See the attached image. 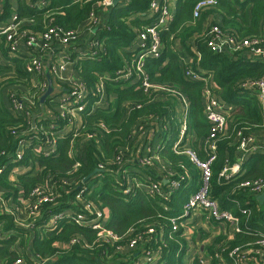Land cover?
Segmentation results:
<instances>
[{
  "label": "built area",
  "instance_id": "built-area-1",
  "mask_svg": "<svg viewBox=\"0 0 264 264\" xmlns=\"http://www.w3.org/2000/svg\"><path fill=\"white\" fill-rule=\"evenodd\" d=\"M73 1L91 2L88 18L78 27L66 29L49 19L50 22H46L43 29L35 30L26 26L34 24V20L21 17L16 7L12 8L16 10L7 19H3L4 5L8 0H0V62L5 53L10 59L23 57L24 54L23 67L31 82L30 85L22 84L24 88H10L6 92L12 113L17 118L23 116L24 126L12 130V135L16 138L14 149H5L0 153L6 157L0 164V179L6 172L8 181L17 185L21 175L39 178L37 184L27 192L20 188L17 193L7 195V190H0V215L12 216L14 224L21 229L35 228L39 232L60 229L64 223L88 227L98 235L96 241L103 240L114 245L123 237L107 226L109 216L103 201L91 197L99 189L102 176L108 174L114 178L124 201L126 196L141 192L167 202L178 190L191 183L195 188L182 212L168 217L170 229L162 224H148L145 232L138 233L126 244L119 245L121 256L131 255L130 264L157 263L163 259V254L159 248H152V244H164L167 237L172 238L178 232L186 241L192 239L191 231L196 229L193 227L196 224L193 223L194 219L205 216L213 223L229 224L230 228L233 227L232 231L229 232L228 228V231L223 232L227 242L233 241L237 235H251L254 239L245 243V249L242 246L232 247L229 242L228 245L216 243L214 252L207 251V257H194L200 264H224V253L234 264H264V219L250 224L252 209L242 207L240 199L231 198V203L239 210V214H236L232 209L222 208L220 202L211 196L213 163L217 158L218 142L229 138L230 130L237 132L236 161L232 163L227 159L219 174L220 182L227 184L246 173V161L253 155L264 154V133L245 136L242 128L233 127L229 121L232 106L216 91L217 88L207 72L194 69L192 59L189 61L187 57L181 58L185 65V76L193 81L204 82L203 114L209 123V131L200 143V152L204 155L201 158L198 150L189 145L195 135L190 123L191 103L188 97L168 84L152 81L147 73L146 60L160 59L163 55L164 44L160 33L169 29L178 0H149V9L144 16L151 18L152 23L143 26L131 44L124 47L130 52L131 59L125 61V65L117 70L114 78L107 72L98 73L93 88H89L78 76L81 62L100 60L105 55L106 38L102 34L106 28L105 18L114 8L127 5L129 0H118L116 5L115 0ZM25 2L36 11L44 10L49 5L48 0ZM218 3L219 0H198L193 8V19H199L206 10L216 7ZM209 33L211 38L207 44L212 50L241 53L247 59L264 61V23L256 38L227 32L219 25H212ZM194 52L200 56L198 51ZM9 65L15 67L12 60ZM48 74L53 78V90L46 100L41 101L48 89ZM113 81H125L127 84H123V88L134 87L146 94H169L173 101L169 105V118L151 116L143 119L133 127L128 140L118 144L108 154L102 142L113 128L103 119L86 126L84 116H93L99 110L110 108H120L124 114H128L132 109L143 106L130 101L118 103L115 94L108 95L106 85ZM241 87L254 93L264 117V76L258 80L244 81ZM155 98L164 97L157 95ZM38 101L41 106L37 108ZM61 140H69L68 156L75 161L74 169L82 164L78 157L82 149L86 145L95 148L96 157L99 159L95 169L101 172L87 181L86 177L77 179L71 171L57 179L45 172L40 167L38 158L57 157ZM167 146L174 153L187 156L198 172L195 183H192L193 178L191 179V174L184 166H181L183 171L177 170L161 156V151ZM236 188L260 204L257 197L264 192V175L243 179ZM248 203L249 200L246 205ZM163 209L169 210L166 204ZM41 221L42 227L37 228V222ZM199 226L202 232V224ZM132 232L133 229L128 233ZM79 243L81 239L74 236L57 247L67 250ZM29 244L32 246L31 241ZM31 246L25 250V254L17 256L13 264H27V261H30L29 264H50L56 261L57 254L41 257ZM85 247L91 248L92 245L86 244Z\"/></svg>",
  "mask_w": 264,
  "mask_h": 264
},
{
  "label": "trees",
  "instance_id": "trees-1",
  "mask_svg": "<svg viewBox=\"0 0 264 264\" xmlns=\"http://www.w3.org/2000/svg\"><path fill=\"white\" fill-rule=\"evenodd\" d=\"M197 1H177L175 16L169 29L162 30L160 33L164 44L163 55L160 59H147L146 69L152 81L168 84L188 97L191 103L190 123L195 135V139L190 141L189 145L196 151L198 150L201 158H204L200 152V143L209 131V123L203 114L204 82L193 81L185 76V65L181 58L191 57L194 69L204 70L207 76L212 77L216 91L232 106L229 121L233 127L242 128L245 136L262 135L264 117L260 105L254 93L241 89V84L244 81L261 79L264 76V61L247 59L241 53L217 52L212 50L207 43L211 38L209 31L212 25H219L223 30L237 33L242 37L256 38L260 35L261 26L264 23V0H219L216 7L206 10L199 19H193V8ZM48 2L49 5L44 10L36 11L30 8L25 0H19L18 11L21 17L34 20V24H27V27L40 30L51 19L54 24L66 29L76 28L88 18L91 11V2L76 3L73 0H48ZM148 9L149 0H129L127 5L114 8L106 16L104 24L106 28L102 33L106 38V53L100 60H83L78 74L89 88L94 87L98 73L107 72L114 78L117 70L125 65V61L131 59L130 52L124 47L131 44L143 26L152 23L151 18L144 16ZM12 11V6L8 1L4 5L2 18L7 19ZM193 48L200 56H197ZM22 56L12 59L15 67L7 64L0 65V77L3 78L0 79V153L5 149L10 151L14 149L16 138L12 135V130L24 126L23 116L17 118L12 113L6 95L10 88L20 89L26 84H31L30 77L23 67L25 55L22 54ZM14 70L15 73L12 74ZM123 84L127 83L125 81L108 82L106 85L108 95L115 94L118 97V103L130 101L134 104H143L141 108H134L128 114H124L120 108L115 110L110 108L105 111L99 110L93 116H84L86 126L103 119L113 128L102 142L108 154H111L118 144L126 142L133 127L143 119L151 116L170 117L169 105L171 106L173 100L169 94L168 96L166 94L155 95V92L146 94L142 90H135L134 87L123 88ZM157 95L164 98L156 99ZM40 106L38 101L36 107ZM171 124L173 126V122ZM236 133L230 130L229 138L218 142L217 158L213 163L211 196L220 202L222 208L232 209L236 214H239V210L231 203V198L240 199L242 207L252 209L253 216L250 224H256L257 221L264 219V205L259 206L260 204L254 198H250L236 186L243 179L264 175V154L253 155L246 161V173L237 180L227 184H222L219 180V174L226 160L230 159L232 163L236 161ZM59 143L57 157L38 158L40 167L54 179L71 171L72 175L80 180L95 170L99 160L96 157L95 148L86 145L78 155L82 164L74 169L75 161L68 156L69 140H61ZM161 156L177 170L183 171L181 166H184L191 174V179L193 178L192 183H195L198 172L186 155L176 154L171 147L167 146L161 151ZM5 158L0 154V164L6 160ZM38 181L37 177L21 175L19 184H13L8 181L6 172L0 179V190H7V195L17 193L20 188L27 192ZM194 188L190 183L188 187L178 190L167 202L141 192L134 196H126L124 201L114 178L108 174L102 176L99 189L91 197L103 201L109 216L107 226L118 236L123 237L114 245L103 240L96 241L98 235L88 227L64 223L60 229H45L44 232H39L35 228V230L33 228L25 230L14 224L12 216L1 214L0 264H13L17 256L25 254V250L31 246L30 241L32 250L41 257L57 254L56 261L50 264H125L119 253V245L126 244L134 235L145 232L148 224L154 226L162 224L166 229H170L171 226L167 223L168 217L177 216L182 212ZM248 200L249 203L246 205ZM164 204L169 208L168 211L163 209ZM42 225V221L37 222V228H41ZM132 229L134 232L129 234L128 232ZM74 236H78L81 243L67 250L57 247L60 243L70 241ZM220 236L215 241L220 245H228L229 241H226V236ZM253 239L251 235H237L233 241L229 242V245L242 246L245 249V243ZM86 244H91L92 247L87 248ZM151 247L159 248L163 254V259L154 264H188L185 259L187 241L180 232L175 233L172 238L167 237L164 244H152ZM209 249L214 252L213 246ZM224 256V264H234L226 253ZM214 262H216L215 259ZM29 263L30 261H27V264ZM192 264L200 263L195 258Z\"/></svg>",
  "mask_w": 264,
  "mask_h": 264
},
{
  "label": "crops",
  "instance_id": "crops-1",
  "mask_svg": "<svg viewBox=\"0 0 264 264\" xmlns=\"http://www.w3.org/2000/svg\"><path fill=\"white\" fill-rule=\"evenodd\" d=\"M9 3L11 4L12 8L13 7H16L18 9V5H19V0H8ZM195 51V50H194ZM187 59L190 61L192 58L191 57H187ZM12 59H10L9 57H6L3 55V57H1V64H7L9 65V62L11 61ZM193 60V59H192ZM193 63V62H192ZM48 79H51L53 80L52 76L50 74L47 75ZM210 79L212 80V77L210 76ZM263 172H264V167H263ZM139 194V193H138ZM261 204V203H260ZM262 205V204H261ZM206 220H209L207 217L205 216H200L196 219H194L193 223H196L194 224L193 227L197 228L200 224H203L202 225V228L205 232L208 233V237H206V241H209L210 239L211 240H215L217 238H219L220 235L224 236L223 232L224 231H228V228H229V232L233 230V227H229V224L225 225V224H219V223H213L211 220H209L212 224H214V226H208L204 221ZM192 222V221H191ZM213 230V232L211 233V231ZM204 234V232H203ZM221 237V236H220ZM225 237V236H224ZM236 238V237H235ZM188 242V251H187V254H186V262L188 264H192V261L195 259L194 257H197L199 256L198 253H196V248H195V241H194V238L190 239V240H187Z\"/></svg>",
  "mask_w": 264,
  "mask_h": 264
},
{
  "label": "rangeland",
  "instance_id": "rangeland-1",
  "mask_svg": "<svg viewBox=\"0 0 264 264\" xmlns=\"http://www.w3.org/2000/svg\"><path fill=\"white\" fill-rule=\"evenodd\" d=\"M13 11L14 10H16V9H12ZM51 73V72H50ZM0 79H3V78H1L0 77ZM53 81V80H52ZM53 83V82H52ZM17 89V88H16ZM36 89V88H35ZM34 89V90H35ZM34 90H32L31 91V93H33V91ZM46 90V89H45ZM44 90V91H45ZM28 91H29V88H28ZM100 185V184H99ZM208 226H214V224H212L209 220H206V221H204ZM204 224V223H203ZM202 224V225H203ZM198 229H199V231H198ZM201 231L202 232H204V234L202 233V232H200V226H198V228H196V229H193V232L191 231V234H192V236H193V238H194V241H195V248H196V253H198V255H202V256H204V257H207V254H209L207 251H210V252H212L210 249H209V247L211 246H213V248H214V245L217 243L215 240H209V241H206V237H208L209 235H208V233L207 232H205L204 230H202L201 229ZM213 232V230L211 231V233ZM130 257H131V255H129V254H126V255H123L122 256V259L125 261V262H127L128 264H130L131 263V260H130ZM118 261H120L119 259H118Z\"/></svg>",
  "mask_w": 264,
  "mask_h": 264
},
{
  "label": "water",
  "instance_id": "water-1",
  "mask_svg": "<svg viewBox=\"0 0 264 264\" xmlns=\"http://www.w3.org/2000/svg\"><path fill=\"white\" fill-rule=\"evenodd\" d=\"M114 4H118V0H115ZM53 90V85L51 83V79H49V85H48V89L47 91L44 93V95L41 97V101H44L46 100V98L48 97V95L52 92ZM98 172H101L99 171L98 169H95L92 173H90L86 178H85V181H87L88 179H90L91 177H93V175H95L96 173ZM257 200L262 204L264 205V192L262 194H260L258 197H257Z\"/></svg>",
  "mask_w": 264,
  "mask_h": 264
}]
</instances>
